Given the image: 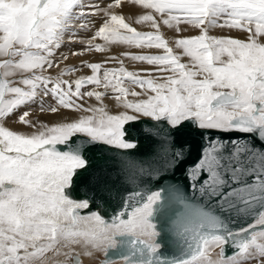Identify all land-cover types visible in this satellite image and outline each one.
Wrapping results in <instances>:
<instances>
[{
	"label": "snow or ice",
	"instance_id": "snow-or-ice-1",
	"mask_svg": "<svg viewBox=\"0 0 264 264\" xmlns=\"http://www.w3.org/2000/svg\"><path fill=\"white\" fill-rule=\"evenodd\" d=\"M131 2L146 10L135 23L152 31L106 10L71 55L113 44L163 54L83 61L92 74L68 80L77 68L44 73L60 67L65 34L86 29L96 12L84 0H0V264H83L81 256L100 253L103 264L264 258V0ZM182 24L199 34L176 38L177 53L161 29L179 35ZM215 28L245 35H210ZM124 59L149 67L129 71ZM33 105L42 114H91L49 124L31 118ZM113 189L127 194L122 206L105 198ZM214 248L218 261L208 258Z\"/></svg>",
	"mask_w": 264,
	"mask_h": 264
},
{
	"label": "rangeland",
	"instance_id": "rangeland-1",
	"mask_svg": "<svg viewBox=\"0 0 264 264\" xmlns=\"http://www.w3.org/2000/svg\"><path fill=\"white\" fill-rule=\"evenodd\" d=\"M112 3H114V0H84V4L86 6L85 11H88V12L95 11L96 15L85 17V20L88 22V26L86 29H78L77 28L76 29V31L78 33L77 35L73 36L71 32L65 34L64 46L61 49H59L57 56H56V60L59 63L60 67L50 70V73L45 72L44 73L45 75L51 74L52 76H56L66 68L75 67L78 69V71L73 72L70 75L63 77L64 79L75 80L81 76H87V75L92 74L90 69H88L86 67H82L83 61L103 63V61L107 57H109V56L120 57V54L123 52H126V51H130V52H133L136 54H163L162 50H158V49H154V48L153 49H149V48L140 49V48H134V47L128 48L127 46H124V45L118 46V44H113L115 49H114L113 45H111L110 50L108 52H105V53H96L93 51V52H85V54L82 56L71 55L72 52L83 51L85 49L87 40L91 38V36L96 31V29L102 24L103 20L107 19V17L105 16L106 10L107 11H115V12L116 11H122V9L126 10L127 12H129L128 15L124 16V17H127V18H125L126 22H129L130 24H132V26L136 27L138 31H152L153 30L149 24H139L138 25L135 23L136 19H138L139 15H140V13L144 14V12L146 10H144L140 6L132 3L131 0H122V6L121 7L110 9L108 6H109V4H112ZM137 8H139L140 10L136 14L135 10ZM131 9H132V11H130ZM79 23H80V21L76 22V24H79ZM181 28L183 29V31L181 33H179V35H177L172 30H168L167 28L161 29V32L164 35V38L169 41L170 46H173L174 51H176L177 53L180 50L175 49V47H174V40L176 38L194 36V35L199 34V31L197 29L191 28L188 25L182 24ZM209 34L213 35V36H232V37H239V38H244V35H245L242 32H238L235 30H229L227 28H223V29L215 28V29L210 30ZM95 42L100 43V44H104V41L99 40V39L96 40ZM63 56H67L68 59L63 60L62 59ZM120 58H123V57H120ZM185 58H187V57H185ZM182 62H183V59H182ZM105 66L109 67V68H113V67H119L120 65L116 61H109V63ZM124 67L129 71H140L141 69L147 68L149 66L146 64L136 62V61L129 60V59H124ZM126 86L132 87L131 85H128L127 83H126ZM93 87L94 86H92V85H88L85 89H82V91L93 90ZM97 90L103 91L102 88L97 89ZM53 103L54 102L51 100V98H48V100L46 101L44 106L47 107L49 104H53ZM104 105L106 106V110L108 112L109 111L112 112V111L118 109L117 105L114 103V100L111 98L106 99L104 101ZM85 106L86 107L87 106L99 107L100 105L98 104V102H96L94 100V98H85ZM32 108H33V115L31 117L32 119L35 120L38 117L39 120L42 121L43 123H49V124L60 121L62 119H66V118H69V119L78 118L80 115L91 114V113H77V112H74L72 110H67V109H62L61 113L58 115L49 114V113H43L42 114V113H40L39 107L37 105H33ZM109 108H110V110H109ZM8 124H12V121H9ZM17 127L18 128H16V127H12V128H16V129H19L22 131H29V129L24 128L23 126H21L19 124H17ZM99 256H101V254ZM103 257L104 256L102 255L101 257H99V259L100 258L103 259ZM218 258L220 259L219 255H218ZM61 259H63V257H61ZM260 259L261 258H257V263L258 264H264V258H262V261ZM100 261L101 260H99V263H100ZM97 263H98V260H97ZM120 263L123 264L122 261H120V262L116 261V264H120ZM67 264H72L71 260H68Z\"/></svg>",
	"mask_w": 264,
	"mask_h": 264
},
{
	"label": "bare ground",
	"instance_id": "bare-ground-1",
	"mask_svg": "<svg viewBox=\"0 0 264 264\" xmlns=\"http://www.w3.org/2000/svg\"><path fill=\"white\" fill-rule=\"evenodd\" d=\"M128 9V8H127ZM119 10V9H118ZM140 9L139 8H137L135 11H136V14H137V12L139 11ZM130 11H132V9L130 10ZM134 13V12H133ZM116 14H122L123 16H126V15H128L129 14V12H127L126 10H123L122 9V11H116ZM135 14V15H136ZM142 13H140V15H141ZM139 15V14H138ZM125 18H127V17H125ZM94 20V19H93ZM119 46V45H118ZM113 47H114V45H113ZM119 48V47H118ZM114 49H115V47H114ZM117 49V48H116ZM117 52V51H116ZM121 52V51H120ZM187 59L188 58H183V62H187ZM114 103H115V101H114ZM112 104V103H111ZM116 104V103H115ZM117 105V104H116ZM115 105V106H116ZM114 106V107H115ZM113 107V108H114ZM117 107H118V105H117ZM112 108V107H111ZM116 108V107H115ZM109 110H110V108H109ZM112 111V110H111ZM117 110H114V111H112V112H110L111 114H115V112H116ZM8 126H10V127H16V128H18L17 127V124H15V123H12V124H8ZM219 252H220V249H218V248H214V249H212L210 252H209V255H208V258L210 259V260H212V261H218L219 260V258H218V255H219ZM101 254V256L103 255L102 253H100ZM99 254V255H100ZM98 254L95 256V257H93V258H88V257H84V256H81L80 258H81V260L83 261V264H96L97 263V260H98V263L97 264H103V259H104V257H103V259L102 258H100L99 259V257H101V256H99ZM220 256V255H219ZM97 258V259H96ZM99 260H101L100 261V263H99ZM261 261H262V258L260 259ZM116 261L117 262H120L121 260L120 259H116ZM121 264V263H120ZM249 264H258L257 263V258L256 259H252V260H250L249 261Z\"/></svg>",
	"mask_w": 264,
	"mask_h": 264
},
{
	"label": "water",
	"instance_id": "water-1",
	"mask_svg": "<svg viewBox=\"0 0 264 264\" xmlns=\"http://www.w3.org/2000/svg\"><path fill=\"white\" fill-rule=\"evenodd\" d=\"M125 127L128 130L127 134H130L134 139H139L140 131L137 127H134L132 124L126 125ZM140 150H143V145L141 146ZM129 151L136 152L137 150H129ZM98 163L100 165H103L104 161L100 160V161H98ZM117 187H119V186H117ZM126 195H127L126 193L118 192L115 189H113L111 192H105L104 193L105 198L110 200L114 207L122 206L123 205V199L126 197ZM108 212H109V215H112L111 209H108ZM177 254H179V253H177ZM169 256H171V253H169ZM115 259H119V257H115Z\"/></svg>",
	"mask_w": 264,
	"mask_h": 264
}]
</instances>
